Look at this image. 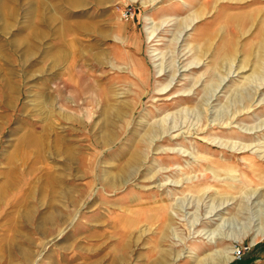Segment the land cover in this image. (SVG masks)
<instances>
[{"label": "rangeland", "instance_id": "1", "mask_svg": "<svg viewBox=\"0 0 264 264\" xmlns=\"http://www.w3.org/2000/svg\"><path fill=\"white\" fill-rule=\"evenodd\" d=\"M215 252L264 264V0H0V264Z\"/></svg>", "mask_w": 264, "mask_h": 264}, {"label": "bare ground", "instance_id": "2", "mask_svg": "<svg viewBox=\"0 0 264 264\" xmlns=\"http://www.w3.org/2000/svg\"><path fill=\"white\" fill-rule=\"evenodd\" d=\"M78 2V1H77ZM70 3V2H69ZM81 3V2H80ZM79 3V4H80ZM78 5V4H77ZM5 6V5H4ZM7 12V11H6ZM12 14V13H11ZM13 15V14H12ZM35 33V32H34ZM42 35V34H41ZM39 37V36H38ZM29 51V50H28ZM31 51V50H30ZM28 54H31V53H28ZM7 85V84H6ZM9 85V84H8ZM10 87V86H9ZM110 131V130H108ZM31 134V133H30ZM29 134V135H30ZM108 135V134H107ZM106 138V137H105ZM104 138V139H105ZM111 138V137H110ZM27 140V139H26ZM107 140V138H106ZM105 140V141H106ZM32 141V140H31ZM34 141L37 143L39 142L40 143V140L39 138H35ZM33 142V143H35ZM108 142V141H107ZM35 148V147H34ZM37 150V149H36ZM39 152V151H37ZM139 157H140V154L139 155H135L124 167L123 169L120 171V173L117 175L116 178H121L124 182H126L124 179H126L129 175L130 172H128V169L130 167H132L133 165H136L138 162H139ZM49 178V177H48ZM53 178V177H52ZM51 182V181H50ZM123 182V183H124ZM51 183H54L53 181ZM50 183V184H51ZM49 184V182H48ZM48 193H51L50 191ZM68 193V192H67ZM67 193H63L61 194L63 196V199L67 197ZM252 194V193H251ZM250 194V195H251ZM254 196V195H253ZM33 197V196H32ZM68 198V197H67ZM37 200V199H36ZM40 201V200H39ZM48 201V200H47ZM33 207V206H32ZM35 207H38V206H35ZM50 207V206H48ZM25 209V208H24ZM28 209V208H27ZM35 209V208H33ZM67 210H68V206H66L65 204H61V206H54L52 205L47 211H46V215L44 217H42V215H40V220L38 223V228L37 230H39V232L42 233V235L44 234H48L49 232H52L56 226L58 225H63L65 224L66 222L68 223V221H70V218L67 217L66 215L68 214L67 213ZM24 211V210H23ZM26 211V210H25ZM28 211V210H27ZM35 211V210H34ZM33 210H29V213L27 214V219L28 220H31L32 217L35 215V212ZM21 212V211H20ZM24 213V212H23ZM26 213V212H25ZM67 213V214H66ZM25 215V214H23ZM26 216V215H25ZM212 216V215H211ZM211 216L210 217H207L208 220L211 219ZM71 222V221H70ZM37 230H34V231H37ZM214 236V235H213ZM13 244V243H12ZM24 250V249H22ZM25 252V251H24ZM21 253L23 256L24 255H27L29 254L28 251H26L25 253ZM229 260L228 257H226L224 255V253L222 252H215V254H213V256L211 257H206L205 259H202L199 261V263L197 264H224L226 263L227 261Z\"/></svg>", "mask_w": 264, "mask_h": 264}, {"label": "built area", "instance_id": "3", "mask_svg": "<svg viewBox=\"0 0 264 264\" xmlns=\"http://www.w3.org/2000/svg\"><path fill=\"white\" fill-rule=\"evenodd\" d=\"M135 10L132 9L131 7L129 6H124L121 10H120V14H121V17L122 18H125V19H128V18H131L134 14ZM242 252H244L243 249L237 247L235 248L234 250V254L237 256V257H240Z\"/></svg>", "mask_w": 264, "mask_h": 264}, {"label": "crops", "instance_id": "4", "mask_svg": "<svg viewBox=\"0 0 264 264\" xmlns=\"http://www.w3.org/2000/svg\"><path fill=\"white\" fill-rule=\"evenodd\" d=\"M136 15H137V13L135 11L133 16L131 18H129L128 20H126V21H128V23L130 24V20H133L136 17Z\"/></svg>", "mask_w": 264, "mask_h": 264}]
</instances>
